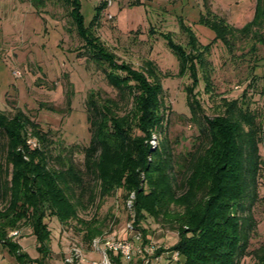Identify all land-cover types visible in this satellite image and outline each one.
<instances>
[{"label": "trees", "instance_id": "trees-1", "mask_svg": "<svg viewBox=\"0 0 264 264\" xmlns=\"http://www.w3.org/2000/svg\"><path fill=\"white\" fill-rule=\"evenodd\" d=\"M55 1L67 11L82 48L102 69L114 95L95 89L86 93L87 145L57 146L48 131L20 108L9 114L0 110V251L19 264H45L51 240L48 218L63 224L76 220L84 226L85 244H75L90 251L99 230L78 216L79 209L121 190L125 201L131 199L132 228L140 233L142 244L149 243L142 227L148 218L169 223L177 233L176 241L167 249L158 247L152 258L177 251L182 264H241L246 257L252 264H264V244L250 248L257 227L253 208L260 198L264 168V105L255 104L245 88L233 98H221L209 117L198 90L202 83L204 93L213 91L208 57L214 44L227 52L237 44L250 43L253 53L264 47V0H255L252 18L241 27L211 12L205 0L206 11L198 23L213 33L206 44L180 20L184 44L169 31L150 28L175 57L176 75L189 79L184 87L186 119L194 132L174 140L166 131L163 75L156 64L146 59L135 68L117 59L96 33L103 5H96L86 23L80 0ZM32 3L36 6L43 0ZM259 61L253 71L261 68ZM251 75L255 80L256 74ZM48 108L64 111L54 105ZM153 137L155 146L150 142ZM29 138L36 142L35 148L27 144ZM23 227L35 238L36 258L15 241ZM13 230L18 231L15 238L9 236Z\"/></svg>", "mask_w": 264, "mask_h": 264}, {"label": "rangeland", "instance_id": "rangeland-1", "mask_svg": "<svg viewBox=\"0 0 264 264\" xmlns=\"http://www.w3.org/2000/svg\"><path fill=\"white\" fill-rule=\"evenodd\" d=\"M208 2L211 12L235 27H241L253 16L255 0ZM80 3L84 21L89 22L96 3L94 0H80ZM205 11V0H113L110 7L113 18L107 20L101 16L96 28L99 38L119 61L128 62L135 68L146 59L156 64L163 75L162 100L167 108L166 131L171 140L177 135L189 137L194 132V127L186 119L189 111L184 87L189 79L176 75L178 66L175 57L158 33H150L149 30L169 31L177 42L184 44L186 38L179 29L181 21L185 26L190 25L199 41L206 44L213 33L198 23L200 14H205ZM208 60L213 66V91L204 93L202 83L198 88L207 116L214 114L221 98H233L245 88L246 95H251L255 104L264 105V47L258 46L253 53L250 43L237 44L233 51L227 52L214 44ZM256 60H261L259 64L262 66L253 71ZM12 70L19 71L20 75L12 76ZM253 72L255 80L252 79ZM89 89L114 95L102 69L82 48L65 8L55 0H43L36 6L32 0H0V110L9 114L20 108L43 131H48L57 146L87 145L90 135L84 101ZM51 105L64 111L50 110L48 107ZM152 141V146H155L154 137L151 144ZM182 144H188L186 138H182ZM76 159L81 160V155ZM259 195L253 208L257 227L250 241L251 249L264 244V168ZM130 207L131 199L125 201L122 191L117 190L112 196L102 200L96 198L94 204L84 210L79 209L78 216L99 230L94 238H131L134 229ZM46 221L51 230V240L45 264L62 262L72 243L79 242L84 246L82 237L85 227L76 220L65 224L55 218ZM142 227L147 231L149 243L156 247L167 249L177 239V233L169 223H157L148 218ZM30 236V230L23 227L15 241L22 245V251L36 258L39 255L35 249V238ZM167 256L162 254L150 263L174 264ZM252 262L251 257H246L241 264ZM0 264L19 263L1 250Z\"/></svg>", "mask_w": 264, "mask_h": 264}, {"label": "built area", "instance_id": "built-area-1", "mask_svg": "<svg viewBox=\"0 0 264 264\" xmlns=\"http://www.w3.org/2000/svg\"><path fill=\"white\" fill-rule=\"evenodd\" d=\"M96 1L99 5H103L101 10L102 16L107 20H111L113 15L110 12V7L113 4V0ZM11 74L14 77L20 75L19 71L15 70H12ZM27 144L33 148L37 146L36 142L31 138L27 139ZM152 145H154V141H152ZM132 231L131 238H94L91 242L90 252L95 253L97 255L96 257H89L87 251L73 243L64 254L62 262L64 264H119L114 259L116 257L124 262V264H129L137 259H141V264H150L152 260H158L165 253L168 255L167 258L173 262L178 261L182 257L177 251H164L161 255L152 258L158 247L151 243L142 244L140 233L138 231ZM9 236L15 238L18 236V231H11Z\"/></svg>", "mask_w": 264, "mask_h": 264}, {"label": "crops", "instance_id": "crops-1", "mask_svg": "<svg viewBox=\"0 0 264 264\" xmlns=\"http://www.w3.org/2000/svg\"><path fill=\"white\" fill-rule=\"evenodd\" d=\"M95 1V3H96V5H98V3H97V1L96 0H94ZM96 5H95V7H96ZM94 7V8H95ZM95 12V11H94ZM93 15H94V13H93ZM87 23V22H86ZM204 44V43H203ZM30 237H32V235L30 236ZM21 247H22V245H21ZM23 248V247H22ZM88 256L89 257H96L97 255L95 254V253H93V252H90V251H88ZM153 261V260H152ZM151 261V262H152ZM136 262H137V260H134L133 262H131V263H129V264H136ZM174 264H182L183 263V257H181L178 261H176V262H173ZM37 264V263H36ZM59 264H64L63 262H60ZM151 264V263H150ZM166 264V263H165Z\"/></svg>", "mask_w": 264, "mask_h": 264}]
</instances>
